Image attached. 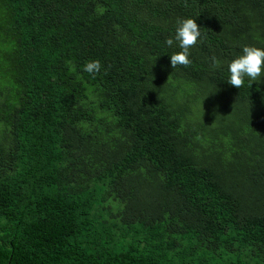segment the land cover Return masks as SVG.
<instances>
[{
  "label": "trees",
  "instance_id": "16d2710c",
  "mask_svg": "<svg viewBox=\"0 0 264 264\" xmlns=\"http://www.w3.org/2000/svg\"><path fill=\"white\" fill-rule=\"evenodd\" d=\"M246 45L264 0H0V264H264V75L228 83Z\"/></svg>",
  "mask_w": 264,
  "mask_h": 264
},
{
  "label": "clouds",
  "instance_id": "9594fccd",
  "mask_svg": "<svg viewBox=\"0 0 264 264\" xmlns=\"http://www.w3.org/2000/svg\"><path fill=\"white\" fill-rule=\"evenodd\" d=\"M175 38L169 36L166 44L172 46L178 42L179 52L170 56L172 68L178 65L188 66L191 63V49L199 42L201 37L200 26L196 19L185 18L177 21ZM222 62L215 56L212 57L213 68L221 67ZM102 69V63L99 59L88 61L83 70L90 74L99 73ZM230 78L228 83L236 88L244 86L245 79L257 81L264 75V48L246 45L242 48V54L238 55L228 64Z\"/></svg>",
  "mask_w": 264,
  "mask_h": 264
}]
</instances>
